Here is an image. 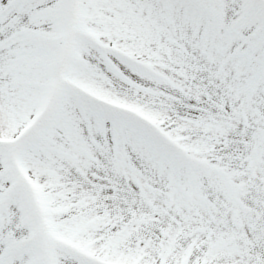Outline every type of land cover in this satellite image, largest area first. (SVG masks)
Returning a JSON list of instances; mask_svg holds the SVG:
<instances>
[{"label":"snow or ice","instance_id":"snow-or-ice-1","mask_svg":"<svg viewBox=\"0 0 264 264\" xmlns=\"http://www.w3.org/2000/svg\"><path fill=\"white\" fill-rule=\"evenodd\" d=\"M0 264H264V0H0Z\"/></svg>","mask_w":264,"mask_h":264}]
</instances>
